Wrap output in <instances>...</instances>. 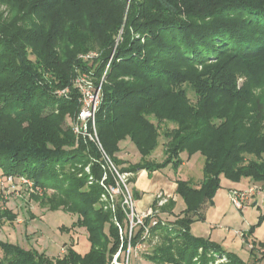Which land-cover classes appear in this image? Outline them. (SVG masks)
Instances as JSON below:
<instances>
[{
  "label": "trees",
  "instance_id": "1",
  "mask_svg": "<svg viewBox=\"0 0 264 264\" xmlns=\"http://www.w3.org/2000/svg\"><path fill=\"white\" fill-rule=\"evenodd\" d=\"M57 1L6 0L14 27L7 32L10 23L0 20V169L31 181V188L23 184V195L76 214L72 227L85 228L89 249L81 254L69 244L61 257H51L0 240V264H111L116 250L120 254L128 244L154 236L144 253L153 264H209L222 257L226 261L219 264H261L264 241H253L248 263L217 242L194 236L190 225L203 218L221 177L249 178L264 188V0H130L127 11L126 0H67L72 8H85L82 29L89 41L76 39L65 54ZM25 7L30 15L51 10L49 24L21 28ZM93 47L101 50L93 61L95 84L101 85L95 122L102 149L114 164H123L115 153L119 141L129 138L140 154L138 161L120 165L119 173L177 169L183 151L203 157L198 187L176 181L183 213L174 220L153 213L154 225L147 217L145 239L140 225L129 238V209L121 194L113 207L101 198L103 184L115 185L116 174L97 145L73 130L81 107L75 80L89 67L78 55ZM238 77L244 78L240 86ZM162 137L163 158L150 159ZM130 192L139 197L134 187ZM174 205L170 197L158 207L170 212ZM14 218L0 205V220Z\"/></svg>",
  "mask_w": 264,
  "mask_h": 264
},
{
  "label": "rangeland",
  "instance_id": "2",
  "mask_svg": "<svg viewBox=\"0 0 264 264\" xmlns=\"http://www.w3.org/2000/svg\"><path fill=\"white\" fill-rule=\"evenodd\" d=\"M31 1V0H26ZM24 2V0H23ZM130 0H126V7L125 11L128 9V4ZM13 3V2H12ZM11 4V3H10ZM56 7H58L63 14V25L64 26V36L63 40L61 41L60 51L62 54H65L70 48H73V44L76 39L84 41L86 44L89 41V37L87 33L82 29L84 25V14L85 8L82 7L81 4H78L76 7L73 8L68 4L67 0H58L56 2ZM11 6L6 3V0H0V20L3 23H10L9 27H6L7 32H11L13 30V15L11 14L12 11L10 10ZM51 10L45 11L42 13L41 11H36L35 14L30 15V11L27 7L23 8L22 13L20 15L21 21L19 25L21 28L25 29H35L36 25L42 28V25L46 27L49 24L52 14ZM76 22H73V21ZM125 20V19H124ZM31 24V25H30ZM74 31V32H72ZM122 28L119 30V34L117 39L119 38L120 33L122 32ZM40 41V37L37 39ZM39 44V42H37ZM29 47V46H27ZM33 48V47H32ZM31 46L28 49H32ZM29 50V51H30ZM100 49L98 47H93L89 51L85 53H80L78 56L85 61L88 60V68L81 73H78L76 78V85L77 87L84 86V81H88V85H92V87L96 86L95 82L96 78V65L97 62L93 61L95 58L98 57L100 54ZM93 53L94 56L92 58H85V54ZM30 58H34V55L31 54ZM108 69V64L106 65L103 74L101 76V81L103 80V76L105 75ZM243 77H238V86H240L243 82ZM100 81V83H101ZM190 97L192 94L189 93ZM101 97V94H100ZM101 100V99H100ZM100 103V102H99ZM99 105V104H98ZM97 111V109H96ZM96 113V112H95ZM76 119V117H75ZM96 126V122H95ZM96 135L98 137L97 128H96ZM99 139V138H98ZM164 141L163 137L160 138V142L156 149L150 155V159L161 160L163 158V146L162 142ZM119 149L115 153V156L119 158L121 161H125V163L120 164L121 166H126L128 163H134L139 160L140 154L135 147L134 143L126 138L124 140L119 141L118 143ZM181 156L186 159L187 152L183 151ZM200 159L198 162L194 164L195 159L191 160L187 163V166L183 168L174 169L171 166H167L163 172L166 174H185V170L189 167L188 170H191L189 173L193 174V179L200 180V176L202 178V163L203 157L201 154H198ZM110 158V157H109ZM108 158V159H109ZM111 160L112 166L119 172L120 165H116ZM107 162V161H106ZM107 167L111 166L109 162H107ZM69 168V165H66ZM66 168V169H67ZM86 171L89 170V167L85 168ZM133 174L129 173L128 177H132ZM225 179L224 182L225 183ZM221 186H224L223 184ZM258 183V182H254ZM128 190L130 191L131 186L133 185L132 182H127ZM255 191L259 189L258 185L255 184ZM22 189L24 190V185L21 182L20 178H13L12 180L9 179V176L4 175L0 169V205L2 207H7L10 209L15 215L16 218L14 220H0V240L18 244L23 248H34L39 252H45L46 255L51 257H58L62 256L60 253L65 251L64 245L68 246L69 244H73L74 248L77 251L81 252L87 248L89 245V241L87 239V232L84 227H72V223L76 221L77 218L76 214L65 212L61 209H51L47 206L41 205L42 202L33 199L28 194L23 195ZM52 191L49 190L47 193H51ZM26 193V192H25ZM42 191L38 192V196H41ZM118 199V197L114 198V201ZM250 200V197L248 201ZM247 201V202H248ZM246 202V203H247ZM208 206V205H207ZM126 208V206H124ZM136 207V206H135ZM210 208L212 211L211 207ZM127 209V208H126ZM224 211L222 214L221 211ZM208 212V220L206 227L209 229H218L219 231H225L230 229L232 231L239 230L241 231L240 234H237V241H235L234 249L241 250L242 249V256L246 258L247 256L250 257L248 262H252V254L250 249L253 247V234L258 236L260 239L264 238V203H261L259 208H248V210L241 212L237 209L233 203H231L228 199H226L222 203V207L217 212L218 214L211 216V212ZM214 212V211H212ZM206 214V210L204 212ZM226 213V214H225ZM126 214L128 216L129 210H126ZM126 216V217H127ZM261 217V221L259 222ZM167 219V217H164ZM212 220V221H211ZM204 221V220H199ZM206 221V220H205ZM259 222V223H258ZM203 224L201 222H197V224L193 225L191 228L193 232L197 235L199 232L197 230ZM205 225V224H204ZM64 226V227H62ZM216 226V227H215ZM253 226L252 232H250V228ZM62 227V228H61ZM67 227V228H66ZM204 227V226H203ZM214 227V228H213ZM219 227V228H218ZM205 228V227H204ZM124 229V230H123ZM122 230L125 231L126 228ZM223 229V230H222ZM121 232V231H119ZM157 237L154 236L152 240H147L145 243H141L138 245L137 250L133 249L134 247L130 246V255L127 256L128 250H122L118 255L117 263L119 264H153L151 261L146 260L144 257V253L151 249L152 244L156 241ZM241 239V240H240ZM239 242V243H238ZM252 245V247H250ZM235 247L237 249H235ZM233 248V247H232ZM62 251V252H61ZM120 250H116L113 253V257L111 258L113 262L114 256ZM244 251V252H243ZM257 256H260L262 252H258L255 250ZM1 253V252H0ZM82 253V252H81ZM248 253V254H247ZM1 255V254H0ZM129 259H128V258ZM223 259V258H222ZM215 258V260L211 261L209 264H219L223 263L226 260H222ZM128 261V263H127ZM110 263V262H109ZM115 264V263H114Z\"/></svg>",
  "mask_w": 264,
  "mask_h": 264
},
{
  "label": "crops",
  "instance_id": "3",
  "mask_svg": "<svg viewBox=\"0 0 264 264\" xmlns=\"http://www.w3.org/2000/svg\"><path fill=\"white\" fill-rule=\"evenodd\" d=\"M181 154H182V152H181ZM181 154H180V156H181ZM198 154H199V152H196L189 157L187 154L186 159L181 156L182 163L180 164L179 168H183V167L187 166V163L191 160V158H192V160L195 159L194 164H196V162H198V159H200ZM168 166H171V165H168ZM165 168H162V170H164ZM188 169H189V167L186 168V170H185L186 173L183 174L182 176H181V174H176V173H173L171 175L166 174V172H163L161 169L160 170H154L152 172H149V171L147 172V170L141 169V170H138L136 173H134L133 176H134L135 180L132 183L133 185L131 187H134V189L139 193V197L134 199V204L136 206V209L139 211L146 210V209H153V207H154L153 201L155 200V194L160 191L164 194V196H166V198L171 197L175 201V205L173 206V208L170 212H167V211H161L158 207L160 205L157 204V212H156L158 214L157 216H159L160 218L167 217V219L174 220L177 215H181L183 213V210L185 209L186 205H185V202L183 201L182 197L175 192L176 181L178 179L189 180V182L191 181L196 187H198L199 183L202 179L201 176H200V180L193 179V174L189 173L191 170H188ZM224 179L226 181L225 183H223ZM222 183L225 185L221 186ZM255 184L258 185L259 189H257L256 192L250 196V200L246 203L245 207L242 209H239L241 212L246 211V210H248V208H251V207L259 208L260 204L264 203V188L261 187L260 184L254 183L249 178L242 177L239 181H232V180L227 179L225 177H221L220 185H219L220 187L216 190L213 198L211 199L212 201L206 203L204 209L202 210L203 211V218L201 220H204V221H199V219H196L195 221H193L191 223L190 231L192 232V234L194 236L204 237L205 239L209 238L210 240L220 244V246L223 249H225L226 251H231L234 254H237L243 260L248 261L250 257L247 256L246 258H244L241 255L242 249L238 250L235 247V249H237V250L233 251V249H234L233 243L235 241H237V238H238L237 234H240L241 231H239V230L232 231L230 229H227L225 231H219L218 229H216L214 227H213L214 229H209V228H207L208 226L206 227L207 220H208V214L207 213L211 210L210 208H207V207L212 208V211H214V212L210 211L211 212L210 214H211V216L214 217L215 214L216 215L218 214L217 212L222 207V203L226 199H228L232 203V201L230 199V195H229L231 189L232 190L233 189H243L244 190V189H248L249 187L255 186ZM205 210H206V214L204 213ZM223 212L224 211L222 210L221 213L224 214ZM197 222H201L203 225L200 227L199 230H197L199 232V234L196 235L193 232V229L191 227L193 225L197 224ZM252 237H254L253 240H255L256 242L264 241V238L260 239L255 234H253ZM64 247L66 249V247H68V246L64 245ZM73 247H74V245H73ZM88 249H89V246H87V248L85 250L81 251L82 253L81 252L80 253L84 254L85 252L88 251ZM262 250H264V249H262ZM63 253H60V254L62 255ZM260 263L264 264V258L262 260H260Z\"/></svg>",
  "mask_w": 264,
  "mask_h": 264
},
{
  "label": "built area",
  "instance_id": "4",
  "mask_svg": "<svg viewBox=\"0 0 264 264\" xmlns=\"http://www.w3.org/2000/svg\"><path fill=\"white\" fill-rule=\"evenodd\" d=\"M94 56L93 53H87L85 54V58L89 59L92 58ZM88 81H84V86H80L79 85V90L81 93V96L79 98V102L81 103V107L80 110L77 113L76 119L73 122V130L77 135L82 136L83 138H86L88 140L93 141L98 149L102 152V156L103 158L109 162L112 166L111 161L108 159L107 155L105 154V152L102 149V146L99 142V139L96 135V126H95V112L96 109L98 108V104L100 102V84H98L97 86L92 87V85H88L87 83ZM106 162V163H107ZM109 170H111V172L116 174L117 179L115 180V185L112 184H103V180L105 179L106 175L103 176L101 183L104 185L106 192L104 194H102L101 198L103 200H107V205L113 207L114 204V198L121 194L122 196V201L121 204L122 206H126L129 209V214H128V218H129V229H128V234H129V238L131 236L133 227L140 225L144 228L143 230V235L142 238L145 239V237H149L150 235V231H149V225L145 224V219L147 217H151L150 219V224L154 225L157 221V219H155L154 217H152L151 215H153V213H156L157 210H153V209H146V210H137L134 204V199L132 198L131 192L128 190L127 187V176L129 175V172H122L119 173L113 166L112 168L110 166H108ZM10 180H12V176L9 177ZM21 182L27 186H29L31 188L32 183L29 179H26L25 177H20ZM255 186L253 187H249L248 189H231L230 191V199L233 203V205L237 208V209H242L245 207L246 202L248 201L249 197L251 195L254 194L255 191ZM41 189H38L37 192H40ZM155 199L157 200V204L158 205H162L166 200V196H164V194L162 192H157L155 194ZM142 242H138L133 249L137 250L138 245H141ZM250 247H252V245H250ZM128 253L127 256H129L130 254V245L128 244ZM118 252L117 254L114 256V260L113 262H111V264H119L117 263V257H118ZM128 258V257H127ZM223 258V259H222ZM220 259L224 260L225 257H222ZM128 263V261H127Z\"/></svg>",
  "mask_w": 264,
  "mask_h": 264
}]
</instances>
